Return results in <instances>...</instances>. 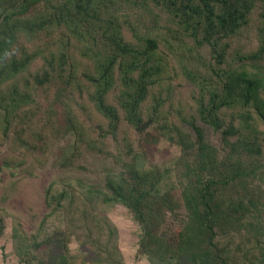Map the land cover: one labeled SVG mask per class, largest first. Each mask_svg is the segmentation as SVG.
Wrapping results in <instances>:
<instances>
[{
	"label": "trees",
	"instance_id": "obj_1",
	"mask_svg": "<svg viewBox=\"0 0 264 264\" xmlns=\"http://www.w3.org/2000/svg\"><path fill=\"white\" fill-rule=\"evenodd\" d=\"M149 126L178 159L91 175ZM0 171L23 264H73L69 242L95 245L117 204L151 264H228V229L264 264V0H0Z\"/></svg>",
	"mask_w": 264,
	"mask_h": 264
},
{
	"label": "rangeland",
	"instance_id": "obj_2",
	"mask_svg": "<svg viewBox=\"0 0 264 264\" xmlns=\"http://www.w3.org/2000/svg\"><path fill=\"white\" fill-rule=\"evenodd\" d=\"M60 112V109L57 110ZM96 118L93 122H96ZM59 117L58 124L63 125ZM105 143L106 152H100L101 159H97L94 168L89 172L98 170L104 166L121 164L124 159L136 155L137 165H142L175 161L181 155V148L176 143L162 136L161 131L154 126L147 127L143 132H133L128 129H122L118 139H109ZM109 151V152H108ZM5 152L2 153V155ZM113 154V155H112ZM107 158V159H105ZM42 159V158H40ZM49 162L46 171L49 174L55 170L52 165L54 162L51 155L47 152L44 157ZM102 159H105L102 161ZM118 162L114 163V160ZM93 155H88L87 163H91ZM44 171L43 174L46 175ZM2 173L0 171V184ZM100 175L94 176L99 178ZM175 190L171 189L173 194ZM175 195L178 196L177 191ZM39 203V199H38ZM10 205L15 208L20 206L19 199L11 200ZM102 216L107 218V225L103 226L101 232L94 233L96 244L92 245V238H73L69 242V251L73 264H151L149 259L140 254L138 250V240L140 227L135 221L132 213L123 205L117 204L107 210L101 208ZM184 213L177 212L169 217L164 225V231H168L169 236L173 239L178 230L180 218ZM105 220V219H104ZM106 222V221H105ZM110 228V231H108ZM237 229V228H236ZM108 232L110 234H108ZM244 230L228 229L224 235L219 237L218 245L220 248L227 247L229 260L228 264H243L246 260L250 264L254 261L251 252L246 249L247 239ZM110 236L108 239L107 237ZM98 239V240H97ZM84 243V245L82 244ZM108 249V250H107ZM109 251V252H108ZM258 254V252H257ZM0 264H23L21 259L14 250L12 239V221L10 216L5 218V227L0 235Z\"/></svg>",
	"mask_w": 264,
	"mask_h": 264
}]
</instances>
